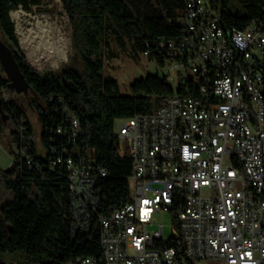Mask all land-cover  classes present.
<instances>
[{
	"label": "built area",
	"instance_id": "2783aa9c",
	"mask_svg": "<svg viewBox=\"0 0 264 264\" xmlns=\"http://www.w3.org/2000/svg\"><path fill=\"white\" fill-rule=\"evenodd\" d=\"M214 9L182 0L181 36L158 41L161 78L175 76L176 87L153 113L115 128L131 158L128 200L97 216L99 258L68 264H264V20L228 31ZM70 128L72 141L76 118ZM51 167L68 180L72 236L86 232L106 172L65 147ZM158 212L171 214L168 235L150 229Z\"/></svg>",
	"mask_w": 264,
	"mask_h": 264
},
{
	"label": "trees",
	"instance_id": "16d2710c",
	"mask_svg": "<svg viewBox=\"0 0 264 264\" xmlns=\"http://www.w3.org/2000/svg\"><path fill=\"white\" fill-rule=\"evenodd\" d=\"M225 30L243 29L251 19L264 20V0H212ZM71 36L66 61L56 69H35L21 50L10 12L28 10L40 0H0V38L29 85V102L40 125L41 156L32 129L0 65V134L8 130L14 160L0 167V186L9 194L0 206V264H68L77 257L99 258L97 216H109L128 200L131 158L120 154L115 121L153 113L173 93L165 79L145 75L122 95L118 83L104 76L110 42L133 54L148 52L159 67L160 39H176L182 0H61ZM2 93L6 94V99ZM4 117V118H3ZM78 133L70 141L71 119ZM22 128V129H21ZM58 128L66 131L58 133ZM90 153L106 176L100 181V204L86 232L71 234L68 180L52 169L61 148ZM264 199V193H263Z\"/></svg>",
	"mask_w": 264,
	"mask_h": 264
},
{
	"label": "rangeland",
	"instance_id": "374dc122",
	"mask_svg": "<svg viewBox=\"0 0 264 264\" xmlns=\"http://www.w3.org/2000/svg\"><path fill=\"white\" fill-rule=\"evenodd\" d=\"M213 13H217V11L214 9ZM10 19L14 25L19 46L35 69L38 71H42L45 68L57 69L61 62L67 60L70 52L71 29L61 0H40L38 6H31L28 10L17 8L10 12ZM39 23L46 25L47 35L51 41L54 43L61 41L63 43L66 48L64 58L55 62L54 52L48 51L47 47L42 45L36 33ZM107 50L109 57L104 60L103 73L105 77L116 80L122 95L130 94V84L139 77L147 74L162 77L163 68L159 67L154 59H149L142 53L133 54L129 48H121L112 41ZM167 67L165 66V69H168ZM169 82L173 88L176 87L175 76ZM12 93L30 123L34 145L42 156L44 151L40 142L41 129L37 115L29 102L33 95L29 92L27 94H18L14 90ZM2 95L6 99V94L2 93ZM121 122V119L116 120L114 127L117 128ZM8 144H10L15 153L19 152L15 145L9 141L8 130L4 129L0 134L1 168H6L11 164L12 155L8 150ZM8 197L9 194L0 186V206ZM154 217L156 220L150 229L158 228L159 225H162L164 233L168 235L171 227L170 212H158L154 214Z\"/></svg>",
	"mask_w": 264,
	"mask_h": 264
},
{
	"label": "water",
	"instance_id": "95a60500",
	"mask_svg": "<svg viewBox=\"0 0 264 264\" xmlns=\"http://www.w3.org/2000/svg\"><path fill=\"white\" fill-rule=\"evenodd\" d=\"M0 65L3 72L10 81L12 89L20 94H27L29 90L28 82L20 72V69L13 57L11 50L0 38Z\"/></svg>",
	"mask_w": 264,
	"mask_h": 264
},
{
	"label": "bare ground",
	"instance_id": "6f19581e",
	"mask_svg": "<svg viewBox=\"0 0 264 264\" xmlns=\"http://www.w3.org/2000/svg\"><path fill=\"white\" fill-rule=\"evenodd\" d=\"M36 33L38 34L39 40L42 43V45L47 47L48 51L54 52L55 62L65 57L66 55L65 46H63V43L61 41H56L54 43L53 41L50 40L49 36L47 35L48 31L46 30V25L39 23L38 28L36 29Z\"/></svg>",
	"mask_w": 264,
	"mask_h": 264
}]
</instances>
